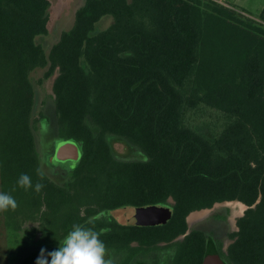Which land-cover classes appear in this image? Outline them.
Wrapping results in <instances>:
<instances>
[{
    "label": "trees",
    "instance_id": "trees-1",
    "mask_svg": "<svg viewBox=\"0 0 264 264\" xmlns=\"http://www.w3.org/2000/svg\"><path fill=\"white\" fill-rule=\"evenodd\" d=\"M51 7L0 0V192L18 203L1 212L9 264H36L74 224L102 233L106 259L134 241L151 252L184 236L170 246L177 264H202L211 247L227 264H264V8L255 19L218 0H85L47 50L37 38L49 34ZM107 16L114 22L99 30ZM43 68L45 79L59 71L55 141L81 148L62 184L37 149L32 74ZM112 136L145 159L119 156ZM226 201L248 206L227 252L202 230L188 233L187 220ZM147 205L172 206V219L131 227L108 214Z\"/></svg>",
    "mask_w": 264,
    "mask_h": 264
},
{
    "label": "rangeland",
    "instance_id": "rangeland-1",
    "mask_svg": "<svg viewBox=\"0 0 264 264\" xmlns=\"http://www.w3.org/2000/svg\"><path fill=\"white\" fill-rule=\"evenodd\" d=\"M51 1L52 7L50 10L49 34L37 38L38 42L44 45L47 50H50L53 45L60 40L63 32L70 30L74 26L76 12L85 3V0ZM218 1L255 19H258L264 8V0ZM113 22V17L107 16L98 23L97 27L99 30H104L111 26ZM46 71L47 68L38 69L32 74V80L36 91V105L33 120L36 126L35 133L37 139V149L40 154L43 172L57 184H62L66 182L68 178L67 176L70 175V170L73 169V164L75 162L69 161L59 163L53 161L52 159V152L57 144L54 136V134L56 135L55 126H57L54 83L59 75V71L57 70L52 77L45 79ZM45 121L48 122L49 128L44 125L43 122ZM109 140L115 152L119 156L130 160L145 159V155L138 149H131V145L128 142L115 136L110 137ZM169 202L173 204L174 200L170 198ZM247 209V205L239 204L238 201H226L215 204L212 209H206L208 210V213L201 219H195L193 222H190L188 219L187 220L190 230H192L198 222L207 218L211 212H222V214L227 217L228 233H235L239 229L237 221L244 215ZM193 213H196V211ZM108 214L114 217L119 224L124 226L156 227L169 223L173 216V207L169 205H147L142 207L123 206L109 212ZM183 237L184 236L179 238V242L184 239ZM233 241L234 240L231 238L224 239L222 244L225 252H227L228 247L233 243ZM161 248L165 247L161 246ZM0 264H9L5 219L3 213L1 212Z\"/></svg>",
    "mask_w": 264,
    "mask_h": 264
},
{
    "label": "clouds",
    "instance_id": "clouds-1",
    "mask_svg": "<svg viewBox=\"0 0 264 264\" xmlns=\"http://www.w3.org/2000/svg\"><path fill=\"white\" fill-rule=\"evenodd\" d=\"M37 171L38 175H42L39 169ZM17 184L25 191L33 188L31 177L27 174L22 173ZM43 188L42 183L37 182L34 185L37 193ZM17 207L18 203L12 195L0 192V212L14 211ZM96 219L97 217H89L86 224L94 226ZM101 235L102 233L97 232L94 227L74 224L57 250L46 252L45 249H41L36 264H112L110 258L106 259L107 248L100 239Z\"/></svg>",
    "mask_w": 264,
    "mask_h": 264
},
{
    "label": "flooded vegetation",
    "instance_id": "flooded-vegetation-1",
    "mask_svg": "<svg viewBox=\"0 0 264 264\" xmlns=\"http://www.w3.org/2000/svg\"><path fill=\"white\" fill-rule=\"evenodd\" d=\"M194 229L204 231L208 235L209 240L213 241V243L223 242L224 239L228 238L232 239V234H234L228 233L227 217H225L222 212H211V214L207 218L198 222L192 230ZM192 230H190L189 227L188 233H190ZM179 238L180 237H178L171 243H159L158 248H153V251L151 252H148L146 247H141L138 241H134L131 243V248H141L138 252H133V250L131 249L127 250L123 254H118L115 250H113L111 253H109L108 258L112 260V264H177L178 255L175 251L177 249V246L174 245L170 247V245L179 242ZM161 246L165 248H161ZM223 261L225 262V264H227L224 259Z\"/></svg>",
    "mask_w": 264,
    "mask_h": 264
},
{
    "label": "water",
    "instance_id": "water-1",
    "mask_svg": "<svg viewBox=\"0 0 264 264\" xmlns=\"http://www.w3.org/2000/svg\"><path fill=\"white\" fill-rule=\"evenodd\" d=\"M81 157V148L73 141H59L56 144L53 154L55 162H77ZM195 212V211H194ZM193 213V212H192ZM191 213V214H192ZM203 264H225L220 253L211 247L206 252Z\"/></svg>",
    "mask_w": 264,
    "mask_h": 264
},
{
    "label": "bare ground",
    "instance_id": "bare-ground-1",
    "mask_svg": "<svg viewBox=\"0 0 264 264\" xmlns=\"http://www.w3.org/2000/svg\"><path fill=\"white\" fill-rule=\"evenodd\" d=\"M238 203L239 204H243L242 202H239L238 201ZM245 205V204H244ZM208 213V210H202V211H200V212H198V211H196V213H192L189 217H188V220L190 221V222H193L195 219H201V218H203V217H205V215ZM238 216V215H237Z\"/></svg>",
    "mask_w": 264,
    "mask_h": 264
}]
</instances>
